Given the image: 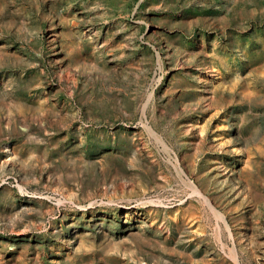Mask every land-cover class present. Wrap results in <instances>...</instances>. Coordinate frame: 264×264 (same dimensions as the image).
I'll return each mask as SVG.
<instances>
[{
    "label": "rangeland",
    "instance_id": "1",
    "mask_svg": "<svg viewBox=\"0 0 264 264\" xmlns=\"http://www.w3.org/2000/svg\"><path fill=\"white\" fill-rule=\"evenodd\" d=\"M0 264H264V0H0Z\"/></svg>",
    "mask_w": 264,
    "mask_h": 264
},
{
    "label": "bare ground",
    "instance_id": "2",
    "mask_svg": "<svg viewBox=\"0 0 264 264\" xmlns=\"http://www.w3.org/2000/svg\"><path fill=\"white\" fill-rule=\"evenodd\" d=\"M229 132V126L225 128V134H227Z\"/></svg>",
    "mask_w": 264,
    "mask_h": 264
}]
</instances>
